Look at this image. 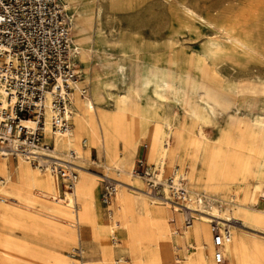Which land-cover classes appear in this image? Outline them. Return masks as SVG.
Here are the masks:
<instances>
[{"label": "rangeland", "instance_id": "374dc122", "mask_svg": "<svg viewBox=\"0 0 264 264\" xmlns=\"http://www.w3.org/2000/svg\"><path fill=\"white\" fill-rule=\"evenodd\" d=\"M61 1L71 18V36L79 49V68L83 77L85 74L89 77V80L82 78L84 81L80 86H87L86 97H89L92 82L103 88L97 109L110 110L112 97L123 93L127 103L141 109L151 108L157 121L164 112L179 113L181 125L191 130L185 135L197 140L193 133L195 122L187 114L188 108L195 104L201 108L208 102L220 119L216 123L232 139L229 145L222 144L217 141L215 128L203 127L212 138L209 167L219 168L223 160L232 161L237 156L246 160L250 158L254 136L264 131V0H93L95 6L98 4L101 8L98 18L94 15L91 18L88 13L77 14V5L72 0ZM85 1L92 3V0H82ZM185 7L195 15H190ZM206 22L227 27L252 45V50L222 45L225 51L222 55L209 52L208 43L214 35L206 27ZM180 23L196 27L179 30ZM78 25L85 28L82 31L86 37L81 43L75 36ZM142 136L136 131L135 161L140 155H146L147 144ZM171 143L175 145L174 138ZM85 146L72 162L88 172L84 173L88 180L96 181L100 213L103 222L109 223L100 202L103 180L94 175L109 174L121 178L122 174L116 176L112 169H105L106 162L100 148L91 147L88 141ZM120 150H123L121 146ZM261 150L259 160L264 161V146ZM10 161L14 165L16 158H10ZM169 165V161L164 164L165 175L170 172ZM186 170L190 190L211 193L210 182L205 179L198 183L192 179V167L187 166ZM58 183L59 195L63 196L62 191L66 188L60 179ZM122 187L132 199L144 197L149 200L153 197L152 200H162L163 197L152 193L147 194L149 197L142 195L147 191L146 187L144 191L125 184ZM169 200L174 202L170 196ZM208 202L213 207L218 204L206 199L205 209H208ZM110 204L114 209L115 196ZM186 205L198 214L192 201ZM224 213L230 214L231 211L227 209ZM11 214L12 218L0 219V264H81V259L98 258L97 255L81 258V242L92 240L91 228L87 224L53 215L38 206L30 210L16 208ZM222 222L224 225L230 221L224 219ZM231 229L236 230L235 237L245 246L247 262L244 264H264V258L259 257V252L264 251V230L240 225ZM114 245L116 258H130L126 244ZM207 254L209 263L214 264L212 253L208 251Z\"/></svg>", "mask_w": 264, "mask_h": 264}, {"label": "bare ground", "instance_id": "6f19581e", "mask_svg": "<svg viewBox=\"0 0 264 264\" xmlns=\"http://www.w3.org/2000/svg\"><path fill=\"white\" fill-rule=\"evenodd\" d=\"M72 2L77 5L75 10L77 14L88 13L91 18L93 15L97 18L100 16L101 8L98 4L95 6L93 0L92 3L82 0H72ZM185 10L190 15H195L187 7ZM197 22L200 23L199 20ZM190 27L196 26L185 23L178 25L179 30ZM206 27L214 35L208 43L209 52L222 55L225 52L221 48L222 45L252 50V45L241 40L227 27L213 22H206ZM78 28L75 36L81 43L86 37L82 31L85 28L81 25H78ZM78 55L77 47V61ZM82 78L89 80L87 74L82 76L80 69V76L72 91V125L69 134L55 136L51 150L36 154L54 158L63 164V161L72 162L73 158H78L80 151L86 147V141L91 147L100 148L106 168L112 169L116 176L122 174L121 178H114L109 174L94 175L100 180L113 179L116 184L115 208L112 209L111 204L108 205L112 210L116 231H113L110 222H103L96 199L98 192L96 181L85 177L86 170L75 166L77 175L72 188L63 190L61 196L58 176L48 167H41L39 164L42 156H25L19 152L0 153V176L3 177L0 189L7 181L4 189L7 199L0 196L1 220L12 218L11 213L16 208L30 210L38 206L44 207L53 215L87 224L91 228L92 240L86 243L79 240L81 258L89 255H97L98 258L81 259V264H103L104 261L109 264H210L207 253L215 252L210 240L213 221L222 226V220L225 219L236 222L226 223L230 224V227L240 225L264 230V161L259 160L263 152L261 149L264 146V131L254 136L248 160L237 156L232 161L223 160V165L215 169L209 167L210 163H208L212 138L204 132L203 127L215 128L218 131L217 141L222 144L229 145L232 139L225 132L223 133V129L216 123L220 119L215 109L208 106V102H205V106L201 108L197 104L188 108L187 114L195 122L196 130L193 133L198 138L196 140L185 135L191 130L190 127L181 125L179 113L164 112L157 121L151 108L141 109L132 103H127L123 93H117L112 97L110 110L97 109L96 105L102 100L103 88L97 82H92L89 97H86L87 86H80L84 81ZM82 89L85 90L83 95H81ZM179 99L184 101L183 98ZM0 100L3 102L2 98ZM136 131H139L146 140V161H151L160 170L161 175L168 176L183 172L188 187L186 167L191 166L194 181L199 183L206 179L212 184L210 194L188 188L192 195L191 201L196 205L199 214L196 215L190 210L192 222L188 227L182 226V211L177 204L169 200L168 194L161 196L162 200H152L153 197L149 200L144 197L132 199L122 189L124 184L139 191H144V187L147 188L145 179L133 173V163L138 148V142L134 137ZM173 138L174 146L171 143ZM70 150L75 154L72 157L69 156ZM10 158H16L14 165ZM167 161L170 164L168 166L170 172L165 175L163 168ZM197 162L199 169L196 170ZM11 175H14V178ZM199 186L196 185L197 189ZM33 191L38 195H33ZM148 193L150 191L147 189L142 195L149 197ZM206 199L218 204L213 207L208 202V209H205ZM227 209L231 211L230 214L224 213ZM172 216L175 219L174 223L170 222ZM235 234L236 230L231 229V239L219 247L224 258L223 264L247 262L245 246ZM114 243L128 246L130 255L128 260L122 256L115 257ZM260 256L264 258V251L259 252Z\"/></svg>", "mask_w": 264, "mask_h": 264}, {"label": "built area", "instance_id": "2783aa9c", "mask_svg": "<svg viewBox=\"0 0 264 264\" xmlns=\"http://www.w3.org/2000/svg\"><path fill=\"white\" fill-rule=\"evenodd\" d=\"M76 57L71 18L61 0H0V153L39 155L36 153L53 148L55 136L69 134L72 91L80 76ZM84 93L82 89L81 95ZM74 155L70 150L69 156ZM39 156L40 166L48 167L71 190L77 175L73 162L61 164ZM133 173L145 179L150 193L172 198L182 211L183 227L191 224V209L186 203L192 195L183 172L161 175L154 164L139 156ZM2 180L0 177V183ZM115 190L114 180L105 178L100 201L113 231L116 224L108 205ZM170 222H175L173 216ZM211 231L214 260L223 264L219 247L231 239L230 224L220 226L213 221Z\"/></svg>", "mask_w": 264, "mask_h": 264}, {"label": "crops", "instance_id": "0c3cea01", "mask_svg": "<svg viewBox=\"0 0 264 264\" xmlns=\"http://www.w3.org/2000/svg\"><path fill=\"white\" fill-rule=\"evenodd\" d=\"M78 62V61H77ZM140 152L142 153V150H140ZM140 156H142V155H140ZM145 159H146V155L145 156H143ZM135 162V161H134ZM134 164V163H133ZM106 170H109L108 168H105ZM103 174V173H102ZM13 175H11V177H12ZM1 177V176H0ZM1 178H3V177H1ZM5 180V179H4ZM7 184V181H5V184L3 185V187L0 189V196L1 197H3V198H5V199H7V197H6V194H5V185ZM103 207V206H102ZM103 209H104V207H103ZM105 210V209H104ZM210 240H211V244H213L212 243V233L210 232ZM212 261H213V263L214 264H217L216 262H215V260H214V253L212 254Z\"/></svg>", "mask_w": 264, "mask_h": 264}]
</instances>
